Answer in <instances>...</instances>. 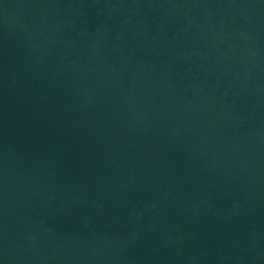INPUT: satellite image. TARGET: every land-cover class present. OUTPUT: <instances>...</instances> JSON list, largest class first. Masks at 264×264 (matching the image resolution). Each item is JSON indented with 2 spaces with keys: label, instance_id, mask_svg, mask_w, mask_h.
I'll list each match as a JSON object with an SVG mask.
<instances>
[{
  "label": "water",
  "instance_id": "water-1",
  "mask_svg": "<svg viewBox=\"0 0 264 264\" xmlns=\"http://www.w3.org/2000/svg\"><path fill=\"white\" fill-rule=\"evenodd\" d=\"M0 264H264V0H0Z\"/></svg>",
  "mask_w": 264,
  "mask_h": 264
}]
</instances>
